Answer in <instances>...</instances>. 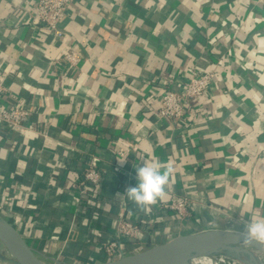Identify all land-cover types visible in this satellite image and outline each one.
Listing matches in <instances>:
<instances>
[{
  "label": "crops",
  "instance_id": "crops-1",
  "mask_svg": "<svg viewBox=\"0 0 264 264\" xmlns=\"http://www.w3.org/2000/svg\"><path fill=\"white\" fill-rule=\"evenodd\" d=\"M31 3L0 0V71L31 110L21 128L0 125V201L42 264L109 261L120 214L141 230L120 240L126 255L264 217V0H76L57 38ZM190 70L211 73L209 95L171 126L153 114L158 94ZM91 158L98 197L80 202ZM144 160L174 171L140 209L124 194ZM182 198L184 214L164 207Z\"/></svg>",
  "mask_w": 264,
  "mask_h": 264
},
{
  "label": "built area",
  "instance_id": "built-area-1",
  "mask_svg": "<svg viewBox=\"0 0 264 264\" xmlns=\"http://www.w3.org/2000/svg\"><path fill=\"white\" fill-rule=\"evenodd\" d=\"M30 18L32 22L47 30L53 37H61L62 32L59 24L67 16L76 0H31ZM64 60L74 66L78 58L74 50L65 54ZM13 71H0V125L15 129L21 128L29 117L31 110L29 105L16 104L17 99L10 94L6 85L5 78ZM211 73L200 74L196 70H190L174 81L175 88L164 85L157 98V109L153 112L157 118L166 120L172 126L176 122H185L191 115V100H199L209 95ZM135 148H131V153ZM103 170L99 168L95 158L87 161L86 167L76 181L75 188L78 199L89 197L88 200L94 201L98 197L100 182ZM164 207L170 208L179 214L186 212L187 200L185 198L176 200ZM117 239L103 245V251L109 261L117 260L127 256L123 249L122 238L134 239L141 231L139 226L132 224L120 214L116 225Z\"/></svg>",
  "mask_w": 264,
  "mask_h": 264
},
{
  "label": "water",
  "instance_id": "water-1",
  "mask_svg": "<svg viewBox=\"0 0 264 264\" xmlns=\"http://www.w3.org/2000/svg\"><path fill=\"white\" fill-rule=\"evenodd\" d=\"M240 232L228 230H205L179 235L166 243L149 246L139 252L123 256L117 260L99 264H181L189 258L207 252L213 247L240 246L260 254L264 264V247L259 244L243 243ZM0 244L16 264H42L36 253L8 219L0 201Z\"/></svg>",
  "mask_w": 264,
  "mask_h": 264
},
{
  "label": "clouds",
  "instance_id": "clouds-1",
  "mask_svg": "<svg viewBox=\"0 0 264 264\" xmlns=\"http://www.w3.org/2000/svg\"><path fill=\"white\" fill-rule=\"evenodd\" d=\"M134 167L137 185L128 187L124 196L140 209L156 204L166 194L165 189L173 174V168L171 166L164 168L158 161L147 160H144L142 166ZM237 223L243 224L239 233L243 237V243L259 244L264 247V217L237 221Z\"/></svg>",
  "mask_w": 264,
  "mask_h": 264
},
{
  "label": "bare ground",
  "instance_id": "bare-ground-1",
  "mask_svg": "<svg viewBox=\"0 0 264 264\" xmlns=\"http://www.w3.org/2000/svg\"><path fill=\"white\" fill-rule=\"evenodd\" d=\"M212 256H221L224 258H234L238 264H261L260 262V254L253 253L252 251H249L245 249L244 247L240 246H223V247H213L209 249L204 254V258L197 259V258H189L186 261H184L181 264H197V260L205 262L207 260H210ZM220 260V259H219ZM204 263V262H203ZM199 264V263H198Z\"/></svg>",
  "mask_w": 264,
  "mask_h": 264
},
{
  "label": "rangeland",
  "instance_id": "rangeland-1",
  "mask_svg": "<svg viewBox=\"0 0 264 264\" xmlns=\"http://www.w3.org/2000/svg\"><path fill=\"white\" fill-rule=\"evenodd\" d=\"M141 251V250H140ZM205 253H202L201 255H198L196 257H193V258H197L198 260L199 259H202L204 258ZM220 259V260H219ZM197 260V264H238L236 263L237 261L234 260V258H224V257H221V256H212L210 260H207L205 262V260L203 262L201 261H198ZM0 264H16L14 262V260L12 258H10V256L8 255V253L6 252V250L3 249L2 245L0 244Z\"/></svg>",
  "mask_w": 264,
  "mask_h": 264
},
{
  "label": "trees",
  "instance_id": "trees-1",
  "mask_svg": "<svg viewBox=\"0 0 264 264\" xmlns=\"http://www.w3.org/2000/svg\"><path fill=\"white\" fill-rule=\"evenodd\" d=\"M83 210H87V211H88V208H87V207H85Z\"/></svg>",
  "mask_w": 264,
  "mask_h": 264
}]
</instances>
